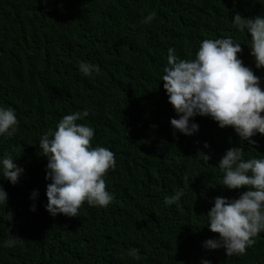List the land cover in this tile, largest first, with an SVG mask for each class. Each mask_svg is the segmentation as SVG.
I'll return each mask as SVG.
<instances>
[{"label": "trees", "instance_id": "1", "mask_svg": "<svg viewBox=\"0 0 264 264\" xmlns=\"http://www.w3.org/2000/svg\"><path fill=\"white\" fill-rule=\"evenodd\" d=\"M148 12L156 15L144 24ZM236 12L264 14V0H0V104L13 107L19 121L12 137L0 136V155L10 152L24 169L15 185L0 178L8 193L7 205L0 204V264H264V232L244 255L202 247L219 235L206 225L212 198L246 190L222 188L216 166L240 138L210 117H195L199 131L191 136L175 131L161 80L169 47L194 58L203 39L231 35L264 87V68L256 69L249 54L250 34L232 26ZM80 61L99 72L83 76ZM84 109L89 115L77 123L95 129L92 146L115 154L116 167L104 177L115 199L106 208L84 203L78 217H53L45 208L50 181L39 137ZM252 139L254 145L240 142L245 158L264 155V135ZM179 187L192 214L184 221L178 214L173 236L165 228L172 206L163 198ZM10 236L19 239L12 247ZM130 248L138 249V260Z\"/></svg>", "mask_w": 264, "mask_h": 264}, {"label": "clouds", "instance_id": "2", "mask_svg": "<svg viewBox=\"0 0 264 264\" xmlns=\"http://www.w3.org/2000/svg\"><path fill=\"white\" fill-rule=\"evenodd\" d=\"M155 12H148L142 23L150 24ZM232 26L239 33L250 34V56L255 68H264V14L242 17L233 14ZM241 44L233 36L203 39L194 58H180L172 47L167 49V62L163 67L161 80L168 103L177 118L170 119V125L179 133L191 136L199 131L195 117H210L221 129L232 127L240 138L239 145L229 147L216 166L222 173V188L246 190L237 198L216 196L207 211V227L218 237L203 241L206 250L223 249L226 256L244 255L246 249L256 242L255 237L264 232V155L245 158L241 141L249 145L256 143L252 137L264 135V87L261 77L242 61ZM78 70L83 76L99 72L96 64L78 62ZM89 110L75 111L63 115L54 130L45 131L38 141L39 150L46 158L45 180L46 211L53 217L63 214L78 217L82 204L91 207H108L115 199L106 189L105 175L116 167L113 151L102 146H92L95 129L83 121ZM19 121L11 106L0 104V136L12 137ZM174 131V134H175ZM208 148L207 142L203 145ZM204 162L210 157L204 153ZM10 152L0 155V178L12 185L18 183L24 169L15 163ZM38 192L33 190L30 199ZM8 193L0 186V204L7 205ZM165 206H172L166 221V231L173 236L175 226L192 212L184 187L163 198ZM183 210L180 211L179 209ZM35 211V205L30 207ZM11 218H9L10 220ZM19 241L10 236L6 246L12 247ZM128 255L138 260L136 248L128 249ZM201 264H211L204 259Z\"/></svg>", "mask_w": 264, "mask_h": 264}]
</instances>
